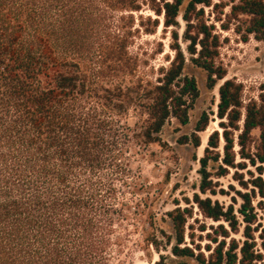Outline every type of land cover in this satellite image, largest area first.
<instances>
[{
	"label": "trees",
	"instance_id": "trees-1",
	"mask_svg": "<svg viewBox=\"0 0 264 264\" xmlns=\"http://www.w3.org/2000/svg\"><path fill=\"white\" fill-rule=\"evenodd\" d=\"M183 3L0 0V264H112V245L121 244L113 238L115 215H124L116 208V182L130 171V143L167 147L161 136L166 124L172 119L181 126L190 124L200 87L194 76L184 73L188 59L206 73L208 90L223 80L217 103L223 131L209 135L198 160L201 193L215 194L219 184L214 178L226 176L229 168L246 167L236 162L237 143L239 156L257 165L259 175L250 183L264 197V104H243L242 86L226 80L225 70L216 65L221 36L206 21L204 7L219 5L191 0L182 11ZM145 5L162 16L165 29L179 25L180 13L186 22L183 38L189 58L172 31L175 54L168 66L158 68L155 80L139 73V56L130 50L139 33L134 14ZM148 20L145 31L156 33L160 22ZM217 21L243 42L251 36L264 41V0H241ZM130 112L136 116L134 126L125 121ZM209 120V113L202 112L194 132L178 143L190 142L198 149ZM255 129L259 141L251 152ZM221 136L223 156L217 150ZM212 166L218 170L211 171ZM235 174L247 187L243 176ZM194 197L206 218L225 220L237 231L232 207ZM242 197V244L230 238L227 245L229 231L218 224L211 226L214 246L186 245L192 212L178 206L168 213L173 234L164 236L178 260L167 263L160 253L153 264H264V247L258 250L254 240L257 217L251 197ZM149 227L155 230L152 216ZM190 237L194 243V234ZM146 241L159 252L156 232Z\"/></svg>",
	"mask_w": 264,
	"mask_h": 264
},
{
	"label": "rangeland",
	"instance_id": "rangeland-1",
	"mask_svg": "<svg viewBox=\"0 0 264 264\" xmlns=\"http://www.w3.org/2000/svg\"><path fill=\"white\" fill-rule=\"evenodd\" d=\"M190 1L184 0L182 11L187 8ZM240 2L241 0H213V4L219 6H205V19L209 24H214L215 33L218 32L221 36V46L216 58V65L225 70V79L232 80L242 86L243 104L251 101L264 104V41H259L251 36L248 42H243L233 29L222 30L220 22L217 21V18H224L225 14L230 13L233 4ZM221 10L224 14H221ZM181 14L178 17L179 25L167 29L163 27L162 16L156 15L147 5L143 7L142 12L134 14L135 25L139 29V33L130 50L139 56V73L141 75L155 80L158 76V68L169 65L168 58L171 59L175 54L170 46V44L175 43L172 38V31H176L178 34V43L184 49L186 57L189 58L190 55L186 51L188 42L183 38L186 22ZM149 18L151 20L157 18L160 22L154 34L145 31V27L149 25ZM246 18V16H241L242 20H246ZM184 73L194 76L200 87V97L190 111V124L181 126L175 119L166 124L161 136L168 144L167 147H162L156 143L150 145L130 143L127 154L129 156L127 165L130 171L121 181L116 182L117 202H120L116 208L122 210L124 215H115L116 233L113 238L115 239L114 242L116 239L121 240V244L113 243L112 245L110 251L112 264H152L153 261L158 260L160 253L163 254L167 263L177 261L178 258L171 253V247L167 244L164 236L173 234L168 213L178 206L192 212V216L188 218L186 224V245L200 244L203 249H205L206 244L214 246L215 244L211 243V239L216 234L211 226L216 228L218 224H223L229 231L230 237L226 240L227 245L230 238H234L242 244L245 240L243 234L245 223L240 209L244 204L242 197L244 194L251 197L254 213L257 217L256 223L252 226L257 228L254 232V240L256 248L263 251L264 197L250 183L252 178L259 175L256 169L257 165L254 166L239 156L240 146L236 143L234 145L236 162H244L246 167L238 170L229 168V173L226 176L213 179L219 184L216 187V193L207 192L203 194L199 189L201 176L198 172L200 168L198 160L203 157L205 148L195 149L190 142L183 145L177 141L180 137L190 136L194 132L196 122L204 111L209 113L210 120L206 131L201 133L203 139L207 135L208 141L209 135L215 130H218L220 135L223 131V127L220 125L221 119L217 115L218 88L223 80H218L213 91L208 90L206 88V73L196 67L189 59ZM125 121L130 126H134L136 116L130 112ZM240 124L242 126L243 120L240 121ZM259 135V129L253 130L252 141L248 145L251 152L255 151ZM223 145L224 139L221 136L220 147L217 149L221 156H223ZM195 156L197 160H194ZM217 170L216 167H211V171L216 172ZM235 173L243 176L244 182L248 184L247 187L241 185L234 178ZM195 194H198L200 198L209 197L212 203L218 202L224 208L232 207V214L237 222V231L231 230L230 224L225 220L214 224L218 221L214 222V220L206 218L195 202ZM121 203H124L125 206H122ZM151 216L155 224L153 231L161 240L159 252L153 246H149L146 241L149 234L153 232L149 227ZM203 225L206 228L205 231L200 230L199 226ZM191 234H194V243L191 241ZM205 252L208 253L206 250Z\"/></svg>",
	"mask_w": 264,
	"mask_h": 264
},
{
	"label": "bare ground",
	"instance_id": "bare-ground-1",
	"mask_svg": "<svg viewBox=\"0 0 264 264\" xmlns=\"http://www.w3.org/2000/svg\"><path fill=\"white\" fill-rule=\"evenodd\" d=\"M159 30H161V29H159ZM206 141H207V135L205 136V138H204V144H203V146L201 147V149H203V148H205L207 145H206ZM219 222H215L214 224H218Z\"/></svg>",
	"mask_w": 264,
	"mask_h": 264
},
{
	"label": "flooded vegetation",
	"instance_id": "flooded-vegetation-1",
	"mask_svg": "<svg viewBox=\"0 0 264 264\" xmlns=\"http://www.w3.org/2000/svg\"><path fill=\"white\" fill-rule=\"evenodd\" d=\"M205 132V131H204ZM201 133H203V132H201ZM203 144H204V139H203V137H202V145L200 146V149H201V147L203 146ZM215 222V221H214Z\"/></svg>",
	"mask_w": 264,
	"mask_h": 264
},
{
	"label": "water",
	"instance_id": "water-1",
	"mask_svg": "<svg viewBox=\"0 0 264 264\" xmlns=\"http://www.w3.org/2000/svg\"><path fill=\"white\" fill-rule=\"evenodd\" d=\"M154 262V261H153ZM153 262H152V264H153Z\"/></svg>",
	"mask_w": 264,
	"mask_h": 264
}]
</instances>
